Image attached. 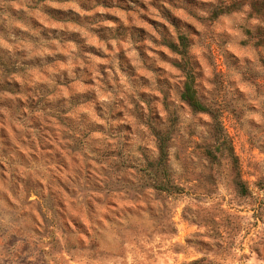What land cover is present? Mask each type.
<instances>
[{"label": "rangeland", "instance_id": "1", "mask_svg": "<svg viewBox=\"0 0 264 264\" xmlns=\"http://www.w3.org/2000/svg\"><path fill=\"white\" fill-rule=\"evenodd\" d=\"M0 264H264V0H0Z\"/></svg>", "mask_w": 264, "mask_h": 264}, {"label": "trees", "instance_id": "2", "mask_svg": "<svg viewBox=\"0 0 264 264\" xmlns=\"http://www.w3.org/2000/svg\"><path fill=\"white\" fill-rule=\"evenodd\" d=\"M181 98L183 100H185L188 105L193 109V110H196V111H199V110H204L205 108H203L200 104H199V101L197 100V98L195 97V92L194 90H192L191 88V85L190 84H187L184 83L183 85V90L181 92Z\"/></svg>", "mask_w": 264, "mask_h": 264}]
</instances>
